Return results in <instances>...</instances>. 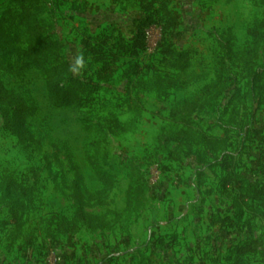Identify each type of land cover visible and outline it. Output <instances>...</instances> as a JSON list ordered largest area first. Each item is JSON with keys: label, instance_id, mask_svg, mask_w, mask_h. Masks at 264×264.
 <instances>
[{"label": "rangeland", "instance_id": "374dc122", "mask_svg": "<svg viewBox=\"0 0 264 264\" xmlns=\"http://www.w3.org/2000/svg\"><path fill=\"white\" fill-rule=\"evenodd\" d=\"M164 1L172 20L165 39L188 53L186 73L192 80L185 88L172 90L167 98L141 92L144 110L133 127L107 136L103 144L106 155L103 159L100 154L99 160L114 184L105 193V204L92 202L83 205V210L103 215L110 227L92 231L83 224L73 235L57 236L54 244L44 233L47 219L55 212L69 215L75 208L67 188L72 176L70 162L79 167L82 188L101 187L84 158L87 135L81 118L111 116L120 122L132 118L124 103L127 79L122 71L137 70L135 63L143 78L152 71L175 72L160 62L161 25L155 22L147 28V49L135 58L121 59L107 81L98 80L95 72L100 64L85 52L82 38L97 40L120 33L131 42L138 24L149 16L139 0H38L49 33L63 43L62 56L73 73L86 81L91 78L100 88L90 94L86 106L57 108L46 97L40 73L26 67L21 58L14 57L12 71L0 70L6 86L33 102L31 129L39 140L33 146L20 144L0 117V175H13L33 186L35 193L34 207L19 230L9 223L7 204L0 194V264H232V248L263 233L264 220L252 219L251 233L241 221L237 224L230 205L234 193L222 187L229 172L235 176L236 186L250 180L264 188V103L258 105L245 94L241 68L231 65L227 87L217 97L209 93L210 101L193 116L202 130L214 136L224 135L218 124H225L230 144L222 160L228 166L221 167V155L209 154L198 144L189 147L167 141L162 128L172 125L157 115L167 116L178 101L213 81L217 39L223 32L231 34L239 52L247 42V24L264 17V0ZM158 5L155 2L154 8ZM18 12L12 0L0 2V35L8 34L17 46L24 47ZM257 68L264 73V42ZM188 149L193 154L185 156ZM199 158L204 161L198 162ZM244 258L247 264H264V257L258 254Z\"/></svg>", "mask_w": 264, "mask_h": 264}, {"label": "trees", "instance_id": "16d2710c", "mask_svg": "<svg viewBox=\"0 0 264 264\" xmlns=\"http://www.w3.org/2000/svg\"><path fill=\"white\" fill-rule=\"evenodd\" d=\"M2 0H0L1 2ZM19 8L17 23L23 27L25 46L19 47L8 34L0 35V70L10 72L15 67V58H21L26 67L36 69L44 81L46 97L53 107L81 108L91 100L90 94L100 88L98 82L91 78L86 81L76 76L70 63L62 56L63 43L52 37L49 33L45 19L41 16V7L38 0H12ZM65 1V0H64ZM158 7L154 8V3ZM139 6L149 13V16L138 24L137 32L131 42L125 41L120 33L108 34L100 39L93 40L90 36L82 38L85 52L89 53L95 62L100 64L95 72L98 80L107 81L117 69L118 62L123 58H135L148 47L147 28L155 22L161 25V37L157 51L160 62L173 74L152 71L150 76L143 78L141 69L137 63V70L125 68L122 75L127 79L126 96L124 103L127 110L132 113V118L127 122H120L111 116H99L92 119L88 115L81 118V126L87 135L84 144V158L89 168L94 172L100 182L99 189L88 190L82 188L79 167L70 162L72 172L67 184L68 196L75 208L69 215L52 213L46 221L44 233L57 243L59 235H73L80 230L81 225L86 224L90 230H103L110 227L109 221L103 215L87 213L83 205L106 203V191L114 184L112 175L106 171L100 163V154L103 159L106 153L103 144L109 134L130 130L134 122L141 116L144 108L140 93L154 92L158 97L167 98L172 90L185 88L192 80L186 73L190 66V58L186 51L175 49L166 39L165 34L172 25L171 10L164 0H139ZM156 18H152L153 15ZM247 42L239 51H235L231 34L223 32L217 39L219 49L214 54V79L205 85L199 93L190 98L178 101L169 111L167 116H157L167 121L172 127L163 126L162 134L167 141L186 143L191 147L193 143L203 147L209 154H220V166H228L223 162L226 148L229 146L227 129L225 124H218L224 135L214 136L206 130H202L194 119V114L201 110L210 97L219 96L228 85L231 65L241 68L245 82V94L256 104L264 103V73L257 68L259 49L264 42V17L252 19L245 29ZM15 57V58H14ZM235 91V90H234ZM239 91V89H236ZM232 96L227 104L232 102ZM35 112V106L30 99L23 94L5 85L0 78V117L3 127L8 130L17 141L27 146L39 143L31 129V118ZM193 154L191 149L184 152L185 156ZM204 161L199 158L198 162ZM213 165L209 163L208 166ZM229 169V168H228ZM235 176L229 172L223 178L224 190L233 192L231 208L237 224H245L251 233L250 221L257 218L264 220V188L258 186L256 181H244L238 186L234 184ZM260 185V183H259ZM0 194L7 204L9 223L15 229H21L26 221L28 212L34 207L35 193L33 186L25 184L11 174L0 175ZM248 214L247 218H243ZM258 254L264 257V231L256 237L246 238L242 243L232 248L234 260L232 264H247L245 256Z\"/></svg>", "mask_w": 264, "mask_h": 264}]
</instances>
